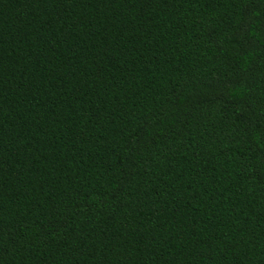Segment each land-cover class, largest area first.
I'll use <instances>...</instances> for the list:
<instances>
[{
	"label": "trees",
	"instance_id": "16d2710c",
	"mask_svg": "<svg viewBox=\"0 0 264 264\" xmlns=\"http://www.w3.org/2000/svg\"><path fill=\"white\" fill-rule=\"evenodd\" d=\"M0 264H264V0H0Z\"/></svg>",
	"mask_w": 264,
	"mask_h": 264
}]
</instances>
